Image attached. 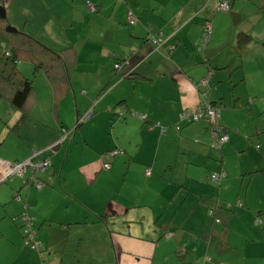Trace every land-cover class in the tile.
<instances>
[{
  "label": "crops",
  "instance_id": "0c3cea01",
  "mask_svg": "<svg viewBox=\"0 0 264 264\" xmlns=\"http://www.w3.org/2000/svg\"><path fill=\"white\" fill-rule=\"evenodd\" d=\"M33 1L19 31L75 57L59 100L18 63L33 95L23 121L13 107L0 132V264H264V156L251 150L264 149V0H228V36L221 0ZM199 104L218 108L221 150L211 122L180 119ZM33 150L50 161L39 190L23 184L29 172L4 177L5 162ZM25 203L41 252L23 245Z\"/></svg>",
  "mask_w": 264,
  "mask_h": 264
},
{
  "label": "trees",
  "instance_id": "16d2710c",
  "mask_svg": "<svg viewBox=\"0 0 264 264\" xmlns=\"http://www.w3.org/2000/svg\"><path fill=\"white\" fill-rule=\"evenodd\" d=\"M3 4L4 0H0V5L5 9ZM94 7V12H90L89 10L88 11L90 13L97 12L96 6ZM10 27L11 26L8 23L6 14L4 16H0V97H3L8 100L12 107L16 108L18 111L21 112L22 116L19 121L21 122L29 112L30 98L33 95V82L31 79L25 78L21 74L18 69V63L22 60L28 61L31 63L34 72L40 71L43 75H45V77L48 79L53 88L54 97L59 100L65 97V95H67L68 93V89L70 87V75L75 54L69 48H66L61 51H54L26 32L19 30H8ZM207 27H210L209 32ZM204 29V35L207 34L208 39L205 44L201 45V48H204L209 44L210 34H212L211 23L207 22L204 25ZM249 39V36L245 35L244 33H240L238 35V38L236 40V48L238 49V53H242L243 51H245L246 44ZM170 52L171 50L167 52V54L164 53V55L168 56ZM116 64L121 65V63L119 62ZM40 155V158L45 159ZM41 173H36V182H39L38 175ZM30 176L31 173H29L28 178ZM26 180H24V182ZM15 200L21 202V197L20 200H17L15 196ZM29 210L30 206L25 203L24 210L20 215L23 245L25 239L24 229L26 227L24 222L25 215H28L32 218L31 225L35 233V240L36 242H39L41 244V242L36 239V231L34 229L33 216L30 214ZM24 247L28 248L25 245Z\"/></svg>",
  "mask_w": 264,
  "mask_h": 264
},
{
  "label": "built area",
  "instance_id": "2783aa9c",
  "mask_svg": "<svg viewBox=\"0 0 264 264\" xmlns=\"http://www.w3.org/2000/svg\"><path fill=\"white\" fill-rule=\"evenodd\" d=\"M87 9L90 12H94L95 11V7L88 3L87 5ZM218 9L220 11H229L230 10V3L228 0H221L219 2L218 5ZM136 22V18L135 17H130L129 18V24L133 25ZM208 32L210 31V27H207ZM208 39V35H204L203 37V42L202 44H205L206 41ZM152 40L154 43L157 44H161L163 42L162 39L160 38H155L152 37ZM158 45V46H159ZM121 67L120 64H115L114 68L115 69H119ZM201 84L205 85L207 84V81L204 79L203 81H201ZM135 117L137 118H143V116L141 114L138 113H134L133 114ZM218 116H219V111L218 108L214 105H204V104H199L197 105L195 108L193 109H189V110H184L181 114H180V119L183 121H187V122H196L199 121L201 119H205L209 122H211V124H213L212 128V133H211V139H212V143L214 145L215 149H221L222 146L228 142L229 140V136L227 132H223V130L221 129V127L219 126V122H218ZM89 117V113H87L82 119L85 120L86 118ZM176 129H179V126L176 127ZM166 131L165 129H161V134H164ZM64 133H66L64 131ZM63 133V134H64ZM51 148V147H50ZM256 148H259V146H256ZM41 151H35L33 150L31 156L21 162H5L4 165V177L9 180H11L12 176H18V177H24L25 174L27 172L31 173V176L24 182V184L27 186L30 182L34 183V186L36 189H41L42 188V184L40 182H36L35 181V175L36 173H41L44 172L49 166H50V161L45 158L42 159L39 157ZM121 153L120 150H115L112 151L110 153V155L112 157L117 156ZM103 167L105 169H108L110 167L109 164L105 163L103 165ZM147 174H149L150 172L147 171ZM222 178V174H214L212 175L211 179L214 183H217V181ZM17 200H20V196H16ZM211 213V212H210ZM32 218L29 217L28 215L24 216V222H25V229H24V235H25V239H24V245L26 247H28L29 249H34L37 252H40L42 250V246L39 242H36L35 240V233L32 229Z\"/></svg>",
  "mask_w": 264,
  "mask_h": 264
},
{
  "label": "rangeland",
  "instance_id": "374dc122",
  "mask_svg": "<svg viewBox=\"0 0 264 264\" xmlns=\"http://www.w3.org/2000/svg\"><path fill=\"white\" fill-rule=\"evenodd\" d=\"M241 1V0H240ZM30 3H33V5H30ZM230 3V2H229ZM2 4V3H1ZM4 7L6 9V12H8V15L10 18H8L7 16V20L8 23L11 27L16 28V26H14L13 24H19L18 25V29L17 30H22L23 29V24H26V27H29L30 22H28L27 18H28V12L29 9L32 11H34L35 6H34V1L33 0H4ZM231 6V3H230ZM247 5L245 7H240L242 11H245L247 9ZM231 11V9H230ZM228 12H219V13H223L221 14L220 18H219V22L221 23V25H223L226 29H225V33L228 36L229 30L234 27H236V23L234 21L231 22L229 15L227 13ZM263 13V9L261 11ZM264 18V17H263ZM27 22V23H26ZM210 23V22H209ZM211 23H212V19H211ZM233 33V32H232ZM224 37L225 34L223 35ZM211 37V34H210ZM27 66V76L28 78H33V68L30 62L28 61H24L22 60L21 62V66ZM26 77V76H25ZM263 100V104H264V99ZM5 102V106H2V103L0 102V132L3 130V127L6 126V121L10 120V118L12 117V115L14 113H17V110L14 109L8 102V100L4 99ZM252 139V138H251ZM255 144H258L257 142H255ZM255 145L253 143V145L251 146V150L253 151V153H260L264 156V149H262L261 151L259 150H255ZM251 151L246 150L244 151L242 154H244V158L248 157V154H250ZM239 154V153H238Z\"/></svg>",
  "mask_w": 264,
  "mask_h": 264
},
{
  "label": "water",
  "instance_id": "95a60500",
  "mask_svg": "<svg viewBox=\"0 0 264 264\" xmlns=\"http://www.w3.org/2000/svg\"><path fill=\"white\" fill-rule=\"evenodd\" d=\"M6 14V12H5V9L0 5V16H4ZM8 30H16L15 28H13V27H10ZM118 115H122V113H119ZM69 133H71L70 131L69 132H66V133H62V135L60 136V138L56 141V143L54 144V147L55 146H59L63 141H64V139L65 138H67V136L69 135ZM54 147H51V148H49V149H53Z\"/></svg>",
  "mask_w": 264,
  "mask_h": 264
}]
</instances>
